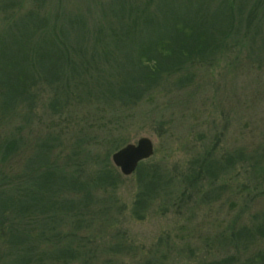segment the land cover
Masks as SVG:
<instances>
[{"label":"rangeland","instance_id":"obj_1","mask_svg":"<svg viewBox=\"0 0 264 264\" xmlns=\"http://www.w3.org/2000/svg\"><path fill=\"white\" fill-rule=\"evenodd\" d=\"M78 1L65 0L64 10ZM236 1L243 5L240 29L229 36L216 65L203 63L195 69L192 86L163 83L148 107L141 101L132 111L120 108L114 114H107L104 105V114L92 115L96 103L69 101L63 117L41 102L54 92L36 90L37 116L30 123L2 122L0 143L9 137L18 141L17 150L0 165V186L12 197L16 185L10 181L28 186L27 177L39 175L43 166L91 174L94 161L76 148L95 145L94 137L105 129L124 142L110 150L107 164L113 167V152L146 137L153 154L141 162L152 166L156 176L135 212L136 195L145 190L135 171L123 177L113 167L120 176L115 191L107 195L98 187L86 203L77 199L81 194L48 191L39 218L42 235L36 218L22 223L29 231L19 245H0V264L27 262L30 245L35 254L42 248H71L73 254L65 256L73 258L71 264H216L223 259L228 264H264V239L257 234L264 228V0ZM96 19L86 20L89 34L100 24ZM108 150L100 145L95 155L102 158ZM49 201L61 205L60 211L52 207L49 213ZM39 264L55 260L46 257Z\"/></svg>","mask_w":264,"mask_h":264},{"label":"trees","instance_id":"obj_2","mask_svg":"<svg viewBox=\"0 0 264 264\" xmlns=\"http://www.w3.org/2000/svg\"><path fill=\"white\" fill-rule=\"evenodd\" d=\"M64 2L0 0V127L3 121L14 119L30 123L37 106V95L33 94L36 90L54 92L41 102L61 117L66 112V102L80 104L83 98L89 105L96 103V113L92 115L104 114V105L107 114L120 108L132 111L141 101L148 107L163 83L190 87L197 67L203 63L205 67L216 65L224 55L225 42L236 28L240 29L244 19L242 2L236 0H80L68 10H64ZM91 17L100 24H95L97 27L89 34L86 26ZM250 19L247 14L244 24L250 25ZM96 48L101 51L95 52ZM87 82L94 87L89 88ZM120 115L117 111L116 117ZM101 131L99 137H94L95 145L76 148L78 154L83 150L94 161V170L88 176L85 171L69 172L52 164L43 166L39 175L27 177L28 186L11 180L16 185L12 189L14 197L9 189L0 186L1 246L20 244L23 232L29 231L22 226L24 222L36 218L35 226L40 230L42 200L50 190L81 194L77 199L84 203L92 199L91 190L98 187L107 195L115 191L120 176L106 161L110 150L124 142L113 136L112 129ZM17 144L13 137L0 143V165L8 162ZM100 145L109 147L102 158L95 155ZM42 160L45 164L46 160ZM145 166L141 162L135 169L138 185L145 190L136 195L133 212L141 208L147 183L156 176L152 166ZM60 206L53 201L46 203L49 213L52 207L60 211ZM73 208L70 205L72 213ZM257 234L264 239V228L257 229ZM41 235L40 230L38 236ZM28 248L31 258L23 264L36 257L38 260L31 264H39L46 257L54 258L55 264L64 263L65 259L68 260L64 264L72 263L73 258L65 257L73 254L69 252L71 248H42L38 254L34 246ZM228 262L229 259H223L216 264Z\"/></svg>","mask_w":264,"mask_h":264},{"label":"water","instance_id":"obj_3","mask_svg":"<svg viewBox=\"0 0 264 264\" xmlns=\"http://www.w3.org/2000/svg\"><path fill=\"white\" fill-rule=\"evenodd\" d=\"M153 154L151 141L146 137L139 138L134 144H126L110 155V162L123 177L130 176L137 165Z\"/></svg>","mask_w":264,"mask_h":264}]
</instances>
